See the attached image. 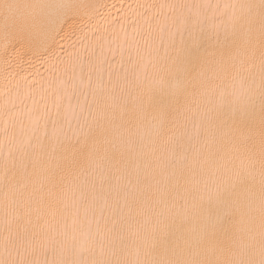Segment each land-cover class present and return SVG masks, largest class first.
I'll return each mask as SVG.
<instances>
[{
  "label": "snow or ice",
  "instance_id": "1",
  "mask_svg": "<svg viewBox=\"0 0 264 264\" xmlns=\"http://www.w3.org/2000/svg\"><path fill=\"white\" fill-rule=\"evenodd\" d=\"M105 7L0 0V77L47 73L28 138L4 122L0 264H264V0Z\"/></svg>",
  "mask_w": 264,
  "mask_h": 264
},
{
  "label": "bare ground",
  "instance_id": "2",
  "mask_svg": "<svg viewBox=\"0 0 264 264\" xmlns=\"http://www.w3.org/2000/svg\"><path fill=\"white\" fill-rule=\"evenodd\" d=\"M49 2H60V0H49ZM94 3H100L106 5L103 9L104 15H109L112 18L123 19L124 14L129 11V5L136 4H154L159 5L162 3H203L204 0H91ZM208 3L212 5H224V4H244V3H259V0H207ZM153 11H157V9H153ZM213 22L219 24L221 26V38L223 39L224 30L230 29V22L227 16H219L213 18ZM103 24V20L100 21ZM115 27L119 30V24H116ZM131 32V29H129ZM122 35V34H121ZM218 47V46H217ZM97 54H100V49L98 48ZM163 49H161L160 55L163 56ZM11 55V53H9ZM62 55V53H61ZM103 55L107 57L109 60H112L113 63H105L103 65V71L105 79L108 77L109 71L113 74V79L116 78L117 73L121 76L124 74V67L120 63L122 50L118 46V44H110L106 45L103 50ZM123 57L124 60H128V48L127 46L123 49ZM136 59H140L136 57ZM142 63H147L149 65L148 71L151 78L155 81H167L171 83L174 78H178V74L174 71H154L151 67V63L149 62V58L145 56ZM155 62V61H152ZM236 69H233V74L236 72ZM240 74L245 75V71L240 69ZM23 75H27L28 81L31 82L33 79L37 82L35 87L29 90L26 84H21L19 91L16 88V81L13 80L11 83H7L0 77V140H4V122H9L8 134L9 137L13 134L16 135L17 141L26 140L30 133L27 132L31 125V121L35 119V117L43 112V104L44 101L41 99L43 95V90L40 85L44 83L46 79V66H41L39 63H36L34 67L27 68ZM230 79V77H229ZM219 83V81H218ZM157 95L166 96L169 93L168 87H161L159 85L156 86ZM51 128V124H49V129ZM43 129H41V132ZM102 167H108L107 162H98ZM85 167H87V163L85 162ZM114 170V169H113ZM177 205H183L184 201L182 198L178 197L176 201ZM177 226H180L181 221L177 220ZM129 244H133V238H129ZM130 250H134L130 248ZM51 254H49V259H51Z\"/></svg>",
  "mask_w": 264,
  "mask_h": 264
}]
</instances>
